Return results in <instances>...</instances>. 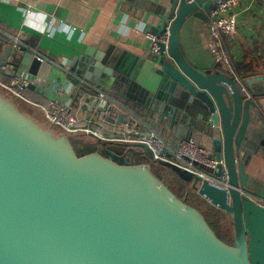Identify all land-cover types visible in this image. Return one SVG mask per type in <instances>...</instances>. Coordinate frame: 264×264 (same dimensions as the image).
I'll list each match as a JSON object with an SVG mask.
<instances>
[{"label": "water", "instance_id": "95a60500", "mask_svg": "<svg viewBox=\"0 0 264 264\" xmlns=\"http://www.w3.org/2000/svg\"><path fill=\"white\" fill-rule=\"evenodd\" d=\"M212 4L170 0L161 9L165 21L154 32L168 30L169 44L166 57L154 58L162 78L154 102L162 113L177 111L205 125L219 162L214 174L225 170L229 180L228 188L204 181L199 195L232 215L234 243L221 239L147 165L98 152L78 155L69 135L38 122L30 106H16L0 84V264H264V204L251 196L260 187L247 172L264 150V114L256 101L264 90L250 87L246 96L234 79L199 71L180 47L183 24L191 16L205 19ZM12 52L10 46L0 56L1 66ZM109 57L100 46L88 70L79 69L89 61L84 57L66 73L30 52L20 56L37 92L62 88L70 94L68 106L87 90L79 88V77L107 86L116 68L106 66ZM256 81L264 75L245 83ZM96 109L101 112L98 102Z\"/></svg>", "mask_w": 264, "mask_h": 264}, {"label": "crops", "instance_id": "0c3cea01", "mask_svg": "<svg viewBox=\"0 0 264 264\" xmlns=\"http://www.w3.org/2000/svg\"><path fill=\"white\" fill-rule=\"evenodd\" d=\"M133 1L0 0V56H6L13 46L8 64L0 65V82L11 84L16 74L28 70L20 58L27 52L43 56L55 69L69 73L84 57L89 61L80 63L79 69L84 66L83 71L88 70L101 46L110 55L106 66H116L106 79L107 86H99L81 75L79 78L88 87L106 91L112 105L118 106L120 112L108 121L107 111H97L98 100L89 87L69 105L81 126L109 139L133 136L137 131L155 132L172 147L180 138L191 137L213 153L212 138L203 130L205 125L177 111L171 112L172 116L170 112L162 113L160 108L163 110L164 107L161 102H154L162 78L154 71L157 65L146 34L163 24L165 18L159 13L162 8H169L170 0H137L141 7ZM239 11L238 33L234 38L226 37L225 44L231 51L237 71L247 80L264 75V0L248 1ZM208 29L207 17H189L180 31V47L195 68L204 74L217 75L223 66L214 61L209 51ZM17 44L22 51L17 49ZM225 76L234 79L231 75ZM32 79L35 82L36 77L32 76ZM247 86L260 92L264 90V82L261 81ZM26 91L25 97L35 103H47L57 98L66 104L70 98L62 88L59 92L47 89L43 93L37 92L34 84ZM256 101L264 114V96ZM119 114H124V117L119 118ZM81 134L106 142L114 154H125L132 164L146 153L150 155L143 145ZM247 172L260 187L258 193H251V196L264 204V150L253 155Z\"/></svg>", "mask_w": 264, "mask_h": 264}, {"label": "built area", "instance_id": "2783aa9c", "mask_svg": "<svg viewBox=\"0 0 264 264\" xmlns=\"http://www.w3.org/2000/svg\"><path fill=\"white\" fill-rule=\"evenodd\" d=\"M186 1L193 2L194 0ZM248 1L253 0H213L210 11L206 12V17L209 22L208 48L214 61L222 65L225 71L235 79L243 93L250 95L248 86L245 83L246 78L237 71L231 51L225 44L226 37L234 38L237 35L239 10ZM146 35L151 41L150 51L152 55L155 58L166 57L169 44L168 30L165 32L150 31ZM17 49L22 51L18 44ZM34 56L41 62L47 61L43 56L35 54ZM0 84L8 94L37 110L50 126L56 128L62 134L70 136L88 133L102 140H118L143 145L149 150L153 160L168 164L182 172L191 174L193 178H198L200 180L199 187L202 182L207 181L222 188H228V173L224 170L220 177H216L214 173L217 171L218 160L191 137L180 138L175 147H172L165 138L155 132L143 133L137 131L133 136L127 135L125 138L109 139L90 128L81 126L80 120L72 108L60 99L52 98L47 103H35L28 100L25 97V92L27 89L34 87L35 84L28 70L16 74L11 84L2 82ZM83 87L89 89L90 86L88 87V84L81 80L79 88L82 89ZM80 89L78 92H81ZM90 89L98 98V107L101 112L112 108L116 112H120L118 106L112 105L111 97L106 91L95 86L90 87ZM199 187L197 189L198 195Z\"/></svg>", "mask_w": 264, "mask_h": 264}, {"label": "trees", "instance_id": "16d2710c", "mask_svg": "<svg viewBox=\"0 0 264 264\" xmlns=\"http://www.w3.org/2000/svg\"><path fill=\"white\" fill-rule=\"evenodd\" d=\"M218 74L229 75L223 67L218 70ZM15 100L16 106H25V104L16 98ZM105 115L108 121L112 120V118L116 117V111L112 108ZM83 136L81 133L69 136L78 155L98 152L105 157H111L119 163H129L125 154L120 152V154H114L111 149L107 148L109 145L106 142L98 140L89 141ZM135 164H146L160 179V182L170 188L176 197L180 198L187 205L198 208L221 239L229 244L234 243L235 229L232 217L223 210L214 207L197 194L199 182L196 181V178L189 179L185 177L180 170L168 164L153 160L148 153L138 158Z\"/></svg>", "mask_w": 264, "mask_h": 264}, {"label": "rangeland", "instance_id": "374dc122", "mask_svg": "<svg viewBox=\"0 0 264 264\" xmlns=\"http://www.w3.org/2000/svg\"><path fill=\"white\" fill-rule=\"evenodd\" d=\"M4 95H6L7 97H9V95L10 94H6V93H4ZM22 107H24V105H22ZM31 108V107H30ZM30 110H32V112L33 113H37V114H39L40 115V113L37 111V110H34V108H31ZM36 120L38 121V122H40L41 124H43V125H47V126H49V124L45 121V119L43 118V116H36ZM71 136V135H70ZM84 138H86L87 140H89V141H97V139L96 138H94V137H92V136H90V135H84L83 136Z\"/></svg>", "mask_w": 264, "mask_h": 264}, {"label": "bare ground", "instance_id": "6f19581e", "mask_svg": "<svg viewBox=\"0 0 264 264\" xmlns=\"http://www.w3.org/2000/svg\"><path fill=\"white\" fill-rule=\"evenodd\" d=\"M7 99V98H6ZM7 100H9V99H7ZM16 105V104H15Z\"/></svg>", "mask_w": 264, "mask_h": 264}]
</instances>
